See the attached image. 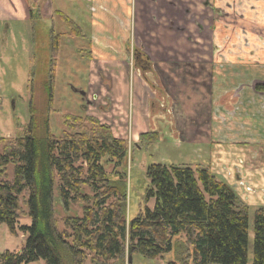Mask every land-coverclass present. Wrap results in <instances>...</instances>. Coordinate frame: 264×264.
Wrapping results in <instances>:
<instances>
[{
  "label": "trees",
  "instance_id": "1",
  "mask_svg": "<svg viewBox=\"0 0 264 264\" xmlns=\"http://www.w3.org/2000/svg\"><path fill=\"white\" fill-rule=\"evenodd\" d=\"M49 50L48 109L59 51L53 33ZM49 122L38 132L33 115L22 133L0 137V225L26 237L22 248L0 252V264H131L134 254L166 264L249 263V205L210 166L150 163L145 201L154 205L128 218L130 141L90 114H64L59 137ZM158 136L141 133L136 145ZM24 215L31 221L19 225ZM253 232L251 264H264V206Z\"/></svg>",
  "mask_w": 264,
  "mask_h": 264
},
{
  "label": "crops",
  "instance_id": "2",
  "mask_svg": "<svg viewBox=\"0 0 264 264\" xmlns=\"http://www.w3.org/2000/svg\"><path fill=\"white\" fill-rule=\"evenodd\" d=\"M88 2L91 21L77 18L89 30L68 15L76 32L95 42L88 52L94 69L89 94L95 98L87 114L109 124L117 137L134 136L135 144L141 133L156 131L149 119H159L176 144H208L210 168L217 177L247 204H264V91L255 88L264 83V48L246 46L238 32L245 26L257 46L256 33L264 32V6L257 3L262 10L255 22L249 13L237 16L235 9L229 18L218 17L226 11L223 4L216 2L214 9L204 0ZM60 12L66 14L52 0H0V25L20 20L34 25L38 18L53 19ZM136 51L141 61L135 59ZM127 81L129 96H137L136 113L135 104L130 109L128 103ZM158 90L165 97L152 109L149 97ZM235 90L238 102L231 98ZM138 93H145L147 105ZM117 96L124 100H115Z\"/></svg>",
  "mask_w": 264,
  "mask_h": 264
},
{
  "label": "rangeland",
  "instance_id": "3",
  "mask_svg": "<svg viewBox=\"0 0 264 264\" xmlns=\"http://www.w3.org/2000/svg\"><path fill=\"white\" fill-rule=\"evenodd\" d=\"M52 3L55 8L65 11L80 27H84L85 31L89 30L88 25L80 22L81 18L80 20L77 18L82 15L88 22L91 21L88 0H52ZM261 6L263 7L264 3ZM262 7H259V10H262ZM248 13L252 17L254 16V12L250 8L247 10ZM7 24L0 25V137H15L22 133L23 129L30 124L33 115H35L38 132L45 129L46 118H49L51 132L59 137L65 128L64 114H87L94 103L95 95L89 94V77L92 76L89 74L94 69H92L93 63H91L88 52L95 46V42L87 35L73 32L72 28L58 14L53 19L38 18L34 25L23 20L20 22L11 21V25L8 27ZM52 33L59 39V51L55 59L51 107L48 109L49 90L48 84L45 86V82L48 79L47 72L51 70L52 59L49 46ZM98 68L101 69V67ZM130 86L131 83L127 81L128 103L131 105L130 109L135 104L134 111L136 113L137 96L136 94L134 97L133 95L129 96ZM144 94L138 93V98L141 95L143 100H146ZM115 100L123 101L124 99L122 96H117ZM145 105H147V100ZM123 115H125L124 111ZM146 115L147 109L142 115L145 124ZM157 120L153 122L151 117L148 121L150 125L154 124L157 127L156 131H161L156 142L136 145L134 142L137 140L134 139V136L130 135L127 138L132 141L126 161L128 165V218L135 217L145 206L152 208L154 205V199L145 201L148 183L145 172L150 163H165L167 165L188 163L193 164L194 167L197 165L210 166L211 147L208 144L191 142L178 145L176 144L178 141L171 135V130L162 128L160 120ZM128 121L130 120L128 119ZM11 173L12 167L9 169V175L12 176ZM247 191L249 192V190ZM21 203L23 204L22 199ZM248 204L250 208L248 264H251L254 213L264 204L262 201L260 203L248 202ZM24 208L27 209L26 206ZM30 221L29 216H20L19 225L29 224ZM25 241L26 237L21 231L14 235L5 224L0 225V252L20 249L24 246ZM130 254L131 252H128L127 257ZM30 264L45 263L40 260ZM86 264H90V262L87 261ZM127 264L129 263L127 262ZM131 264L166 263L164 259L151 260L134 254Z\"/></svg>",
  "mask_w": 264,
  "mask_h": 264
},
{
  "label": "flooded vegetation",
  "instance_id": "4",
  "mask_svg": "<svg viewBox=\"0 0 264 264\" xmlns=\"http://www.w3.org/2000/svg\"><path fill=\"white\" fill-rule=\"evenodd\" d=\"M216 2H220L223 4V6L225 7V10L224 12H221L218 13V17H221V18H229L232 16V13H231V10L232 9H235L236 10V15L237 16H240V17H244L245 18V15L247 14V10L248 8H250L251 11L254 12V16H253V19L255 20V22L259 21V5L260 6L264 3V0H213V2L211 3L210 0H204V4L206 6H211L212 8L215 9V3ZM264 19V17H262V20ZM264 23V22H263ZM202 31V30H201ZM258 30H256L257 32ZM127 32V31H126ZM239 32V40H242L243 43L246 45V46H251L254 48H256L257 50L261 48H264V32L263 31H258V33H256V35L258 36V42H257V46L255 44H252L251 41L249 40L248 36H249V32L247 30V28L245 26H243L241 28ZM128 33V32H127ZM254 33V32H253ZM136 55H135V59L137 61H141V57L139 56V53L136 51ZM140 67H144V64L143 63H140L139 64ZM147 68V67H146ZM141 68H139L140 70ZM142 70V69H141ZM150 72H152L150 70ZM154 74V73H153ZM144 77V76H142ZM154 83L158 86H160L159 83H157V81L153 80ZM258 85H264V83L260 82V83H256L255 85V88L257 90H259L257 88ZM164 90H160V91H157V96H150L149 97V101H150V105L152 104L153 105V108L152 109H156V105H157V100L161 99L162 97H165L163 92ZM260 91H264V90H260ZM232 100H235V102H238L239 101V95L237 94V91L235 90V93L231 96Z\"/></svg>",
  "mask_w": 264,
  "mask_h": 264
},
{
  "label": "water",
  "instance_id": "5",
  "mask_svg": "<svg viewBox=\"0 0 264 264\" xmlns=\"http://www.w3.org/2000/svg\"><path fill=\"white\" fill-rule=\"evenodd\" d=\"M130 263L132 262V257L130 258V261H129Z\"/></svg>",
  "mask_w": 264,
  "mask_h": 264
},
{
  "label": "built area",
  "instance_id": "6",
  "mask_svg": "<svg viewBox=\"0 0 264 264\" xmlns=\"http://www.w3.org/2000/svg\"><path fill=\"white\" fill-rule=\"evenodd\" d=\"M0 104H1V101H0Z\"/></svg>",
  "mask_w": 264,
  "mask_h": 264
}]
</instances>
